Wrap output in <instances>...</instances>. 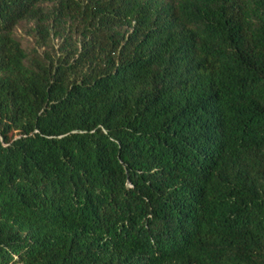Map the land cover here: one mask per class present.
Listing matches in <instances>:
<instances>
[{
    "label": "trees",
    "instance_id": "trees-1",
    "mask_svg": "<svg viewBox=\"0 0 264 264\" xmlns=\"http://www.w3.org/2000/svg\"><path fill=\"white\" fill-rule=\"evenodd\" d=\"M0 264H264V0H0Z\"/></svg>",
    "mask_w": 264,
    "mask_h": 264
},
{
    "label": "rangeland",
    "instance_id": "rangeland-1",
    "mask_svg": "<svg viewBox=\"0 0 264 264\" xmlns=\"http://www.w3.org/2000/svg\"><path fill=\"white\" fill-rule=\"evenodd\" d=\"M30 25L26 22H23L19 25L18 27V35L22 40L23 45L28 48L31 49L34 45H35V38L32 35V33L30 32ZM60 42V39H56L55 40V47H58V43ZM41 53L43 52V47L40 48ZM53 53H55V50H53Z\"/></svg>",
    "mask_w": 264,
    "mask_h": 264
}]
</instances>
